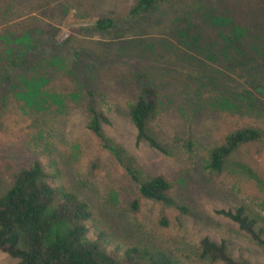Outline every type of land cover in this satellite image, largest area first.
I'll use <instances>...</instances> for the list:
<instances>
[{"label": "rangeland", "instance_id": "obj_1", "mask_svg": "<svg viewBox=\"0 0 264 264\" xmlns=\"http://www.w3.org/2000/svg\"><path fill=\"white\" fill-rule=\"evenodd\" d=\"M138 1L0 0V191L39 161L56 187L89 207L88 237L109 251L220 264L199 257L209 238L224 241L236 261L264 264V249L219 213L245 207L264 225V139L239 148L222 172L208 168L210 152L231 133L264 134V0H163L134 20ZM100 18L117 28L94 30ZM43 47L46 54L4 84L10 58ZM140 77L159 93L149 129L168 155L137 144L129 109ZM88 88L110 122L105 143L123 151L142 180L165 178L185 213L143 198L89 130ZM17 263L0 253V264Z\"/></svg>", "mask_w": 264, "mask_h": 264}, {"label": "trees", "instance_id": "obj_2", "mask_svg": "<svg viewBox=\"0 0 264 264\" xmlns=\"http://www.w3.org/2000/svg\"><path fill=\"white\" fill-rule=\"evenodd\" d=\"M162 2L163 0H139L130 16L134 20L140 19ZM93 28L101 33H109L117 26L112 19L100 18L93 22ZM59 42L52 44V47L59 48ZM47 51L45 47L41 48L40 52L28 49L24 55L10 58L5 66L4 84L9 86L14 76L34 62L37 53L39 56ZM253 60L254 57H250L249 61L244 58V66L246 62L251 63ZM139 79L137 99L129 109L130 121L137 132V144L145 143L151 149L168 155L167 148L149 129L150 123L158 114L159 93L146 84L144 77ZM258 92L264 95V88H260ZM87 94L89 130L124 167L137 185L140 195L185 213L186 209L180 207L170 196L172 185L165 178L142 180L131 159L126 158L120 149L105 143L103 126L110 123L109 119L95 101V93L91 88L87 89ZM263 139V132L254 128H244L231 133L223 145L210 152L208 168L213 172H222L239 148ZM236 167L263 185L248 166L238 163ZM53 182V176L39 161H34L28 168L17 173L8 191H0V253L16 259L17 264H178L172 257L163 253L137 248L124 252L109 251L101 239H89L87 224L92 218L89 207L74 194L56 187ZM219 213L237 224L257 246L264 249L263 219L257 213L245 207ZM199 257L202 261L210 263L252 264L244 260H234L224 241L218 244L209 238L201 241Z\"/></svg>", "mask_w": 264, "mask_h": 264}]
</instances>
